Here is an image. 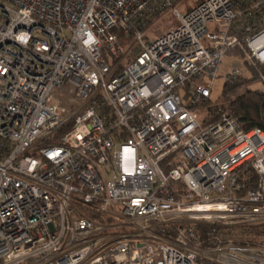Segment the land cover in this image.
<instances>
[{"label": "built area", "instance_id": "built-area-1", "mask_svg": "<svg viewBox=\"0 0 264 264\" xmlns=\"http://www.w3.org/2000/svg\"><path fill=\"white\" fill-rule=\"evenodd\" d=\"M234 49L264 63V0H0V264H264L173 221L264 223V131L206 109Z\"/></svg>", "mask_w": 264, "mask_h": 264}, {"label": "trees", "instance_id": "trees-1", "mask_svg": "<svg viewBox=\"0 0 264 264\" xmlns=\"http://www.w3.org/2000/svg\"><path fill=\"white\" fill-rule=\"evenodd\" d=\"M229 54H240L242 56V52L238 49L231 50ZM247 65L250 73L253 75V79L257 80L259 79V74H264V63H257L255 66H251L249 64ZM241 85L242 82H239L238 79L226 80L222 85L220 95L214 99H218V103L213 104L214 100L211 98L206 103V109L208 111H214L216 109L225 110L237 120L240 127L244 131L253 128H259L264 131V92L257 89H241ZM241 179L246 184V187L254 186L255 175L253 173H251L249 177L241 174ZM172 188H175L174 194L175 197L178 198L180 193L183 191L182 184L174 183L172 184ZM83 210L85 213L91 215L93 219L103 220V218L98 214H93L86 208ZM249 227L254 230L252 235H254L255 241H244L243 239L238 242L250 244L264 242V223L251 224ZM195 228L197 235L203 240H206L209 237V232L218 235L223 229H225L222 226H210L207 224H196ZM257 238L262 241H259ZM222 240L226 241V238H222Z\"/></svg>", "mask_w": 264, "mask_h": 264}, {"label": "rangeland", "instance_id": "rangeland-1", "mask_svg": "<svg viewBox=\"0 0 264 264\" xmlns=\"http://www.w3.org/2000/svg\"><path fill=\"white\" fill-rule=\"evenodd\" d=\"M177 23L176 18L171 15H167L163 18H160L153 23H151L148 26L147 30V38L151 39L155 37L156 35L166 31L168 28L175 26ZM122 43L124 47H127L130 45V41L126 39H122ZM131 57L130 53L125 55L124 59H121L122 63H125L126 60H128ZM248 63L243 61L241 59L240 54H229L227 55L221 62L220 65V73L218 77L215 79L213 87H212V98L213 100L217 98L222 90V85L226 81L224 80L223 73L227 72L235 67H239L241 69V75L238 78L239 82H242L241 89L243 88H249L252 90H260L263 91L262 86L259 82V80L253 79V75L250 73V70L248 68ZM264 92V91H263ZM71 92L65 88L62 90L56 91L55 97L56 100L59 102L60 106L63 107H69L71 104ZM218 103V99L214 100L213 104ZM204 110V108L202 109ZM225 111V110H224ZM174 223L177 224H189L192 223V228L195 229L194 225L199 223H206L210 225H217L222 226L225 229L222 230L220 234L217 236L222 238H226V240H232L235 243H239V240L248 241L253 240L255 241L253 234V228L249 227L247 221L241 218H226V219H216L214 221L207 220L205 218H197V219H190L188 215H181L176 216L173 219ZM227 228V229H226ZM117 231H120L117 229ZM251 232V233H250ZM259 241H262L261 239L257 238ZM264 243V242H262ZM262 243H256V244H250V243H240V244H249V245H262Z\"/></svg>", "mask_w": 264, "mask_h": 264}, {"label": "bare ground", "instance_id": "bare-ground-1", "mask_svg": "<svg viewBox=\"0 0 264 264\" xmlns=\"http://www.w3.org/2000/svg\"><path fill=\"white\" fill-rule=\"evenodd\" d=\"M221 207H216L212 205H201V206H194L191 209H188L189 214H191L195 218H209L213 212H217L220 210Z\"/></svg>", "mask_w": 264, "mask_h": 264}]
</instances>
